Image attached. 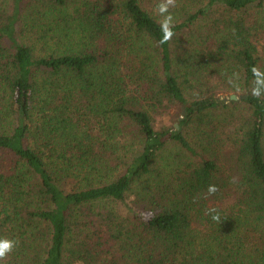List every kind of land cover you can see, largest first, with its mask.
Listing matches in <instances>:
<instances>
[{
	"label": "trees",
	"instance_id": "1",
	"mask_svg": "<svg viewBox=\"0 0 264 264\" xmlns=\"http://www.w3.org/2000/svg\"><path fill=\"white\" fill-rule=\"evenodd\" d=\"M165 2L0 5V264H264V0ZM211 68L245 97L190 96ZM165 105L177 129L155 126Z\"/></svg>",
	"mask_w": 264,
	"mask_h": 264
},
{
	"label": "rangeland",
	"instance_id": "2",
	"mask_svg": "<svg viewBox=\"0 0 264 264\" xmlns=\"http://www.w3.org/2000/svg\"><path fill=\"white\" fill-rule=\"evenodd\" d=\"M7 4H10V0H0V5L6 7ZM147 5H149V3ZM149 11H151L150 8ZM28 25L30 24H28V17H26L23 21H20L18 27V31L23 30L24 33L21 36L26 42H28V37L30 36V34L28 33L30 31H28ZM202 32L203 34L209 33L207 29H203ZM255 41L257 43L258 49L264 55V33H259L258 35H256ZM229 75L231 76V73H225L224 68H211L205 72L202 71L197 77L193 78V80L189 79V85L192 86L194 91L192 92V90L188 87L187 91H189L190 96H193L194 94L198 95L204 93H206V95L213 94L219 101H223L224 104H227L229 102L231 96L236 97V99L233 101H236L238 98L242 100L245 97V91L241 89L240 84L235 82L231 83V81L228 80L230 77ZM230 109L233 111V115L223 113L222 110L219 113H215L213 115L212 128L215 129L214 133L216 135H219V138L211 136L209 141H203L204 145H206V142H209L211 145L213 141L217 145L214 146V148H212V146L210 147L213 150H218L223 146L224 143H226V145L229 144L227 141V137H230L231 134L236 130L239 122V120L236 121V119L241 111V108L232 109L231 106ZM152 116L157 128H161L164 126H173L176 129L178 128V125L176 123V120L178 119V109L174 106L165 105L159 112L152 114ZM184 133L188 137V140L191 141L193 146H200V143L202 141H199V139H202V135L198 131H196L194 127L191 129H186ZM172 152L173 150L170 151V153ZM175 154H177V151ZM166 158H168V154L166 155ZM231 202H233V198L231 195L230 197L227 196L222 201L224 207L230 206Z\"/></svg>",
	"mask_w": 264,
	"mask_h": 264
},
{
	"label": "clouds",
	"instance_id": "3",
	"mask_svg": "<svg viewBox=\"0 0 264 264\" xmlns=\"http://www.w3.org/2000/svg\"><path fill=\"white\" fill-rule=\"evenodd\" d=\"M169 5H174V0H166V2L162 5H160V11L162 13L167 12V8ZM171 23H172V17L171 15H168L162 25V30L164 32V40L163 42H166L167 40L171 39V37L173 36V32L171 31ZM253 95L254 96H259V91L258 90H254L253 91ZM218 189L215 186H209L208 188V193L214 194ZM213 220H218L219 217L218 215H214ZM12 249V244L11 242L8 241H0V259H4L6 254L8 252H10Z\"/></svg>",
	"mask_w": 264,
	"mask_h": 264
},
{
	"label": "water",
	"instance_id": "4",
	"mask_svg": "<svg viewBox=\"0 0 264 264\" xmlns=\"http://www.w3.org/2000/svg\"><path fill=\"white\" fill-rule=\"evenodd\" d=\"M235 99H236L235 96H231V97H230V100H232V101L235 100Z\"/></svg>",
	"mask_w": 264,
	"mask_h": 264
}]
</instances>
